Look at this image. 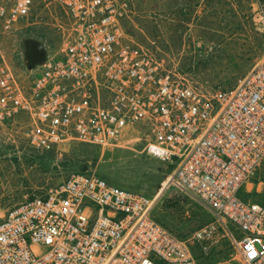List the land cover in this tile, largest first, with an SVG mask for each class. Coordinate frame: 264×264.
Listing matches in <instances>:
<instances>
[{
  "label": "built area",
  "instance_id": "obj_1",
  "mask_svg": "<svg viewBox=\"0 0 264 264\" xmlns=\"http://www.w3.org/2000/svg\"><path fill=\"white\" fill-rule=\"evenodd\" d=\"M35 1L0 0V127L40 152L135 137L173 169L152 197L70 172L0 217V264H196L153 215L164 192L211 213L244 264H264V61L204 93L131 41L126 0H39L63 16L61 48L20 79L1 40Z\"/></svg>",
  "mask_w": 264,
  "mask_h": 264
},
{
  "label": "rangeland",
  "instance_id": "obj_2",
  "mask_svg": "<svg viewBox=\"0 0 264 264\" xmlns=\"http://www.w3.org/2000/svg\"><path fill=\"white\" fill-rule=\"evenodd\" d=\"M126 1L123 27L131 41L204 93L235 86L264 61L259 31L264 0ZM63 22L59 9L36 0L30 16L2 37L6 60L20 79L28 68L58 53ZM172 169L145 155L135 137L106 150L71 142L40 152L28 145L19 127H0V217L70 172H94L112 184L152 197ZM153 215L187 240L196 264H244L226 231L193 201L164 192Z\"/></svg>",
  "mask_w": 264,
  "mask_h": 264
}]
</instances>
